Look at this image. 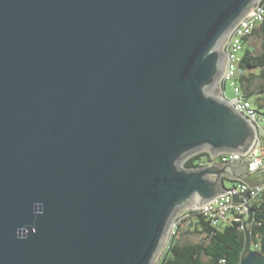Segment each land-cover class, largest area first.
I'll return each instance as SVG.
<instances>
[{
    "label": "water",
    "instance_id": "water-1",
    "mask_svg": "<svg viewBox=\"0 0 264 264\" xmlns=\"http://www.w3.org/2000/svg\"><path fill=\"white\" fill-rule=\"evenodd\" d=\"M257 1L0 0V264H154L221 176L264 184L249 162L181 168L256 139L218 82ZM244 237L239 264H264Z\"/></svg>",
    "mask_w": 264,
    "mask_h": 264
},
{
    "label": "trees",
    "instance_id": "trees-1",
    "mask_svg": "<svg viewBox=\"0 0 264 264\" xmlns=\"http://www.w3.org/2000/svg\"><path fill=\"white\" fill-rule=\"evenodd\" d=\"M256 33L262 39V52L253 55L249 49L245 50L238 62L240 75L235 81L245 100L254 98V101H261L260 104L256 103L258 108L255 110L258 114L263 110L264 114V23L252 36ZM256 80L261 82L255 92L258 97L252 93V84L256 83ZM208 158L207 153L196 154L184 161L183 168L199 169ZM248 210L252 212V220L246 227L243 223L247 216H239V220L213 225L209 219L197 212L184 213V219L174 228L176 236L170 237L157 264H220L222 260L226 264H239L244 250L246 230L250 232L252 248L264 255V193L253 199L249 198ZM180 233L197 236L198 241L183 244L178 237Z\"/></svg>",
    "mask_w": 264,
    "mask_h": 264
},
{
    "label": "built area",
    "instance_id": "built-area-1",
    "mask_svg": "<svg viewBox=\"0 0 264 264\" xmlns=\"http://www.w3.org/2000/svg\"><path fill=\"white\" fill-rule=\"evenodd\" d=\"M263 23L264 0H258L256 7L240 20L230 32L228 39L224 43L223 53L226 55L227 60L224 73L218 84L220 101L228 103L236 113L240 114L252 126L256 133V139L245 155L222 156L220 163L227 164L229 162L243 160L252 163L250 166L251 170H257L264 167V151L262 148V143L264 142V126L260 125V115L251 103L243 98L240 88L235 80L240 75V70L238 69V53L242 50L243 40L251 37L253 32ZM226 82H231L234 93V97L230 100L225 96L224 84ZM246 190L247 185L244 183H239L234 187L227 189L226 191H231V193L226 192L223 195L217 196L215 199L200 208L190 209L179 214L174 220L173 227L175 228V226L184 219L183 214L188 211L197 212L203 215L209 219L213 225L229 222L231 220H239V216H247L249 198L253 199L264 193V184L249 188L247 191L248 199L241 197ZM231 195L235 196L237 200L242 202V204L235 203L231 205ZM220 264L226 263L222 260L220 261Z\"/></svg>",
    "mask_w": 264,
    "mask_h": 264
},
{
    "label": "rangeland",
    "instance_id": "rangeland-1",
    "mask_svg": "<svg viewBox=\"0 0 264 264\" xmlns=\"http://www.w3.org/2000/svg\"><path fill=\"white\" fill-rule=\"evenodd\" d=\"M261 46H262V39L260 38V36H259V34L258 33H256V34H254L252 37H250L248 40H246V42H243V44H242V50L238 53V57H239V59L244 55V53H245V50L246 49H249V51H251V53L253 54V55H258V54H260L261 52H262V48H261ZM224 50V45H223V47H222V52H224L223 51ZM220 80V79H219ZM261 82L259 81V80H256V83H254V84H252V88H253V90H252V93H255V92H257V90L259 89L258 87H259V84H260ZM218 84H219V82H218ZM224 91H225V96L230 100V99H232L233 97H234V93H233V90H232V86H231V82H226L225 84H224ZM255 97L257 96V94L255 93V95H254ZM258 97V96H257ZM250 103H251V105L257 110V105H256V103H261V101L260 100H255L254 101V98H251L250 100ZM259 115H260V125L261 126H264V114H263V110H260L259 111ZM199 153H207V154H209L207 151H201V152H198V153H196V154H199ZM196 154H194V155H196ZM194 155H192V156H194ZM192 156H190V157H192ZM209 156H210V154H209ZM190 157H188V158H190ZM188 158H186V159H188ZM185 159V160H186ZM184 160V161H185ZM184 163V162H183ZM183 163H182V165H181V168L183 167ZM206 167V165L204 164V165H202V167H200V168H205ZM225 185H227V186H229L230 185V183H228V182H225ZM182 212H184L183 210H181V211H179V212H177V214H176V216L173 218L174 220L177 218V216L179 215V214H181ZM247 219V218H246ZM176 227V226H175ZM169 233H168V237H166L165 238V240H164V243H163V245H162V247H161V249H160V251H159V253H158V256H157V258H156V260H155V262H154V264H157L158 263V261H159V259H160V257H161V255H162V253L164 252V249L166 248V245H167V243H168V241H169V239H170V237L171 236H176V230L174 229V227H172V228H170V230L168 231ZM175 234H174V233ZM179 237V239L181 240V242L183 243V244H190V243H192V242H196V241H198V237L197 236H194V235H192V234H182V233H180V236H178Z\"/></svg>",
    "mask_w": 264,
    "mask_h": 264
},
{
    "label": "crops",
    "instance_id": "crops-1",
    "mask_svg": "<svg viewBox=\"0 0 264 264\" xmlns=\"http://www.w3.org/2000/svg\"><path fill=\"white\" fill-rule=\"evenodd\" d=\"M229 155L230 154H225L224 153V154H218V155L214 156L213 158L209 156V158L207 160H211V163H208L207 160H206L205 165L206 166H212L213 164H215V165L219 164L220 166L226 165V164L220 163V159H221L222 156H229ZM235 162H236V164L238 166H242L243 162H245V161L240 160V161H235ZM229 163H231V162H229ZM229 163H227V164H229ZM221 180H222L223 186H224V188L226 190L234 187L235 185H237L239 183H242V182H240L238 180H231V179L227 178L226 176H221ZM225 182L230 183V185L229 186L225 185Z\"/></svg>",
    "mask_w": 264,
    "mask_h": 264
},
{
    "label": "clouds",
    "instance_id": "clouds-1",
    "mask_svg": "<svg viewBox=\"0 0 264 264\" xmlns=\"http://www.w3.org/2000/svg\"><path fill=\"white\" fill-rule=\"evenodd\" d=\"M187 211V210H186Z\"/></svg>",
    "mask_w": 264,
    "mask_h": 264
}]
</instances>
